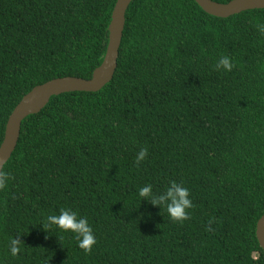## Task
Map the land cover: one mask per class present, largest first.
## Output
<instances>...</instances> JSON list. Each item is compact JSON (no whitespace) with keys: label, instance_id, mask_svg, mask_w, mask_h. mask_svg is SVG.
I'll return each mask as SVG.
<instances>
[{"label":"trees","instance_id":"trees-1","mask_svg":"<svg viewBox=\"0 0 264 264\" xmlns=\"http://www.w3.org/2000/svg\"><path fill=\"white\" fill-rule=\"evenodd\" d=\"M226 4L232 0H212ZM116 0H0V145L22 98L90 79ZM264 9L227 18L194 0H132L117 67L98 92L50 98L2 171L0 264H264ZM228 56L231 71L216 68ZM147 149L139 163L136 156ZM183 183L190 218L138 198ZM85 217L90 252L48 215ZM11 238L20 252L12 256Z\"/></svg>","mask_w":264,"mask_h":264},{"label":"water","instance_id":"water-1","mask_svg":"<svg viewBox=\"0 0 264 264\" xmlns=\"http://www.w3.org/2000/svg\"><path fill=\"white\" fill-rule=\"evenodd\" d=\"M132 0H116L108 27V44L103 61L90 79L64 77L34 87L27 93L10 114L0 145V171L13 153L20 132L21 122L29 115L39 113L53 96L69 92H98L112 79L117 67L122 39L125 13ZM207 14L227 18L244 11L264 9V0H232L226 4L212 0H194ZM256 238L264 253V213L256 224Z\"/></svg>","mask_w":264,"mask_h":264},{"label":"clouds","instance_id":"clouds-1","mask_svg":"<svg viewBox=\"0 0 264 264\" xmlns=\"http://www.w3.org/2000/svg\"><path fill=\"white\" fill-rule=\"evenodd\" d=\"M257 30L264 35V24H257ZM232 63L228 56H222L216 68L219 70L221 67L225 71H231ZM147 154V149L142 148L136 156V162L142 161ZM8 181V174L0 171V189L6 187ZM138 198L148 199L153 205L163 206L170 219L177 222H183L190 218V213L187 211L193 207L192 200L190 199V192L183 183L171 181L169 186L165 189L163 195L156 196L153 193L152 185L146 184L138 189ZM45 226L55 225L57 228L71 232L74 234L78 247L83 249L86 253L90 252L92 246L96 243V238L93 234V229L89 221L85 217H78L75 211L61 208L59 214L48 215L44 220ZM19 239L11 238L8 243V249L12 256H16L20 252Z\"/></svg>","mask_w":264,"mask_h":264}]
</instances>
